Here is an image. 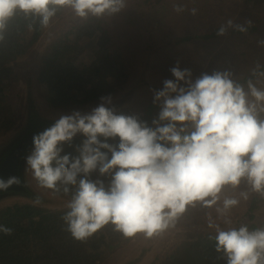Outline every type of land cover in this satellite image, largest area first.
I'll list each match as a JSON object with an SVG mask.
<instances>
[{
    "label": "clouds",
    "instance_id": "obj_1",
    "mask_svg": "<svg viewBox=\"0 0 264 264\" xmlns=\"http://www.w3.org/2000/svg\"><path fill=\"white\" fill-rule=\"evenodd\" d=\"M123 6L124 0H0V40L17 11L47 27L59 8L87 18L115 14ZM233 27L247 30L228 20L217 35ZM170 72L161 89H152L159 112L151 122L119 111L109 94L89 111L60 115L33 136L26 163L40 186L64 194L75 188L63 217L73 238L87 239L109 223L126 237L150 238L173 226L188 206L213 207L221 200L216 211L230 224L226 214L240 201L224 195L226 186L246 182L264 194V90L249 81L246 91L229 71L193 79L179 61ZM78 135L77 155L62 154ZM96 172L107 183L92 179ZM20 182L16 176L0 179V190ZM240 196L246 200L248 192ZM209 226L216 228V251L227 264H264V228L221 230L211 219Z\"/></svg>",
    "mask_w": 264,
    "mask_h": 264
},
{
    "label": "trees",
    "instance_id": "obj_2",
    "mask_svg": "<svg viewBox=\"0 0 264 264\" xmlns=\"http://www.w3.org/2000/svg\"><path fill=\"white\" fill-rule=\"evenodd\" d=\"M161 2L144 0L151 7ZM242 4L251 16L246 31L228 28L224 35H217L220 25L181 40L220 38L235 43L237 58L245 52L250 54L246 42L264 28V0H242ZM70 10L59 8L54 17L63 19ZM51 22L44 27L39 18L17 11L7 23L4 39L0 40V131L13 125L0 137V178L16 176L21 181L4 190L6 194L0 198V227L11 229L10 233L0 231V264H113V255L140 233L126 237L109 223L87 239L73 238L63 217L70 210L67 205L75 188L70 186L71 191L64 194L41 187L27 166L26 157L32 150L35 134L62 114L89 111L104 95L111 94L114 104L124 114L136 113L149 122L158 115L153 96L145 95L140 103L135 101L139 104L137 109L131 105L137 97L132 96L142 88L139 82L131 85L134 59L143 35L135 31L136 20L129 7L115 14L70 22L36 53L23 88L20 63L34 54ZM260 64L259 70L246 62L234 64L238 68L236 72L243 67L249 72L242 77L237 73L234 80L246 91L249 81L264 90V56ZM23 93V114L19 115L17 106ZM81 140V136L75 137L73 147L65 145L62 154L77 155L75 146ZM91 178H101L107 183V178L99 177L98 172ZM59 198L64 199L63 203ZM260 201L264 203V194L252 195L251 218L256 217ZM261 209L263 212V206ZM215 235L210 230H187L183 241L148 264H227L224 254L216 251ZM146 252L144 249L141 255L122 264H144Z\"/></svg>",
    "mask_w": 264,
    "mask_h": 264
},
{
    "label": "rangeland",
    "instance_id": "obj_3",
    "mask_svg": "<svg viewBox=\"0 0 264 264\" xmlns=\"http://www.w3.org/2000/svg\"><path fill=\"white\" fill-rule=\"evenodd\" d=\"M153 1V0H152ZM179 4L184 7L183 12H176L175 6ZM124 7L130 8V13L135 17V31L142 32L143 38L134 59V72L132 87L141 83L142 88L137 90L132 96L136 97L132 106L137 109L138 103L145 95L153 96L152 89H161L165 79H171L170 68L180 62L181 68H189L193 73V79L202 73L211 74L213 71H229L236 79L238 68L234 64L242 65L246 62L255 69H260L261 59L264 56V28L252 34L246 42V47L250 54L245 52L241 57L236 53L234 42L226 41L220 38L204 40L202 38H193L190 41H182L185 36L192 35L196 37L211 31L214 27L225 25L228 20L234 24L245 25L251 20L250 12L244 8L242 0H163L155 7L147 5L144 0H124ZM196 13H192V9ZM70 10L65 18L54 17L52 22L43 36L41 42L37 45L34 54L25 58L20 63L22 73V83L24 88L25 78L33 66L34 57L40 49H43L46 43L56 35L64 25L70 22L80 20L75 13ZM133 18V16H132ZM137 25V26H136ZM230 31L233 28H229ZM259 65V67H257ZM241 69L238 74L242 77L249 72L246 68ZM236 72V73H235ZM235 73V74H234ZM237 77V78H239ZM24 95V93L22 94ZM24 97L19 101L17 109L19 115L23 114ZM140 103V102H139ZM47 108V107H46ZM47 110V109H45ZM47 112H50L47 110ZM53 113V112H50ZM22 117L18 116L17 118ZM16 120L15 122H18ZM13 126V125H12ZM12 126L3 128L0 131L4 134L11 130ZM248 192V198L245 200L240 196L241 192ZM258 192L251 191L246 182H242L238 188L233 189L226 186L225 196L239 199V204L232 207L226 214L231 223H225V217L218 215L217 206H222V200L217 206L203 207L197 203L195 207L188 206L174 223L166 230L153 235L150 238L145 237L143 233L138 234L132 241L120 248L112 257L113 264H122L129 258L141 255V251L146 249L145 258L148 264L155 260L156 256L165 253L177 246L184 238L185 231L190 229L210 230L216 232L215 227H210V219L214 225H219L221 230L229 228H239L241 225H247L249 230L264 228V208L263 201H260V208L256 211V217L251 218L250 203L252 195H258ZM261 196V195H260ZM63 203L62 198H59ZM164 257V255H163Z\"/></svg>",
    "mask_w": 264,
    "mask_h": 264
},
{
    "label": "water",
    "instance_id": "obj_4",
    "mask_svg": "<svg viewBox=\"0 0 264 264\" xmlns=\"http://www.w3.org/2000/svg\"><path fill=\"white\" fill-rule=\"evenodd\" d=\"M1 179V178H0ZM4 190H0V198L3 197L6 193L3 192Z\"/></svg>",
    "mask_w": 264,
    "mask_h": 264
}]
</instances>
